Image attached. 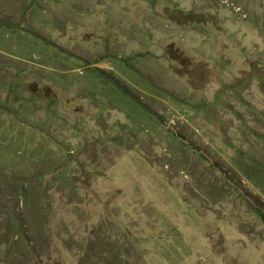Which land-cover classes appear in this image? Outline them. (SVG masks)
<instances>
[{
    "label": "rangeland",
    "instance_id": "374dc122",
    "mask_svg": "<svg viewBox=\"0 0 264 264\" xmlns=\"http://www.w3.org/2000/svg\"><path fill=\"white\" fill-rule=\"evenodd\" d=\"M0 264H264V0H0Z\"/></svg>",
    "mask_w": 264,
    "mask_h": 264
},
{
    "label": "trees",
    "instance_id": "16d2710c",
    "mask_svg": "<svg viewBox=\"0 0 264 264\" xmlns=\"http://www.w3.org/2000/svg\"><path fill=\"white\" fill-rule=\"evenodd\" d=\"M150 108H152V107L150 106ZM152 110H153V111H156L155 108H152ZM21 193H24V190H21ZM19 229H22V228H19ZM16 262H17V261H16Z\"/></svg>",
    "mask_w": 264,
    "mask_h": 264
}]
</instances>
